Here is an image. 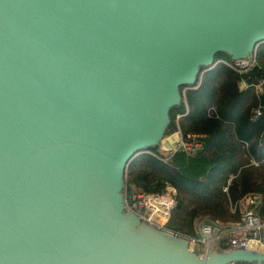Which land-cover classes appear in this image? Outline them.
Returning a JSON list of instances; mask_svg holds the SVG:
<instances>
[{
  "label": "water",
  "instance_id": "1",
  "mask_svg": "<svg viewBox=\"0 0 264 264\" xmlns=\"http://www.w3.org/2000/svg\"><path fill=\"white\" fill-rule=\"evenodd\" d=\"M263 43L264 0H0V264H264L200 256L125 200L181 88Z\"/></svg>",
  "mask_w": 264,
  "mask_h": 264
},
{
  "label": "trees",
  "instance_id": "2",
  "mask_svg": "<svg viewBox=\"0 0 264 264\" xmlns=\"http://www.w3.org/2000/svg\"><path fill=\"white\" fill-rule=\"evenodd\" d=\"M256 52L257 64L246 73L217 63L232 62L218 55L217 64L203 69L197 85L181 88L183 102L171 111L166 137L179 131L185 140L195 137L201 144L198 150L178 151L164 161L167 153L156 147L126 168L128 196L175 189L168 227L186 237L198 236L196 224L202 219L240 223L239 205L249 196L257 197L256 212L264 221V87L256 89L264 82V43ZM255 110L263 113L257 121ZM179 115L185 116L177 121ZM226 240L217 251H231Z\"/></svg>",
  "mask_w": 264,
  "mask_h": 264
},
{
  "label": "built area",
  "instance_id": "3",
  "mask_svg": "<svg viewBox=\"0 0 264 264\" xmlns=\"http://www.w3.org/2000/svg\"><path fill=\"white\" fill-rule=\"evenodd\" d=\"M217 63L226 64L229 68L239 73H246L256 66L257 56L255 54L251 59L245 61L227 62L219 60ZM202 76L203 73L200 78ZM243 87L248 86L243 84ZM263 87L264 82L261 81L256 89L262 91ZM185 115H179L177 121ZM262 115L261 110H255L253 112V120L257 121ZM176 135H179V141L174 149L166 152L167 156L164 161L170 159L178 151L194 152L201 147V144L196 141L195 137H189V140H185L180 131ZM167 191L176 195L175 189L171 187H167L162 195L135 194L128 196L125 193L126 207L144 223L158 231L171 237L186 240L191 247L197 246L199 249L201 248L203 256L208 255L212 250H217L225 239H227V245L231 250L253 251L254 248H264V221L261 220L256 212L257 197L249 196L240 203L239 208L242 213L240 223L220 225L218 222L210 219H202L196 224L198 236L196 238H189L168 227L170 213L174 208L175 197L172 196V198L169 193H166Z\"/></svg>",
  "mask_w": 264,
  "mask_h": 264
},
{
  "label": "crops",
  "instance_id": "4",
  "mask_svg": "<svg viewBox=\"0 0 264 264\" xmlns=\"http://www.w3.org/2000/svg\"><path fill=\"white\" fill-rule=\"evenodd\" d=\"M178 140L179 138L177 139L176 134L167 136L160 146L161 151L167 152L170 149L174 148L177 145ZM253 251L264 252V248H254Z\"/></svg>",
  "mask_w": 264,
  "mask_h": 264
},
{
  "label": "rangeland",
  "instance_id": "5",
  "mask_svg": "<svg viewBox=\"0 0 264 264\" xmlns=\"http://www.w3.org/2000/svg\"><path fill=\"white\" fill-rule=\"evenodd\" d=\"M219 61V60H218ZM175 134H177V133H175ZM174 135V134H173ZM179 138V135H177V139ZM179 141V140H178ZM176 147V146H175ZM174 147V148H175ZM174 148H172V149H174ZM171 150V149H170ZM167 194L169 193V195L172 197V196H176V195H173L170 191H167L166 192ZM139 195V194H138ZM173 198V197H172ZM175 206H176V202H175V198H174V208H175ZM173 208V209H174ZM192 249L194 250V251H196L197 252V254H199L200 256H203V251L201 250V248L199 249L197 246H192Z\"/></svg>",
  "mask_w": 264,
  "mask_h": 264
},
{
  "label": "bare ground",
  "instance_id": "6",
  "mask_svg": "<svg viewBox=\"0 0 264 264\" xmlns=\"http://www.w3.org/2000/svg\"><path fill=\"white\" fill-rule=\"evenodd\" d=\"M172 150V149H171Z\"/></svg>",
  "mask_w": 264,
  "mask_h": 264
}]
</instances>
